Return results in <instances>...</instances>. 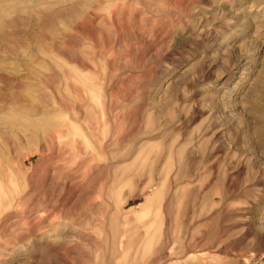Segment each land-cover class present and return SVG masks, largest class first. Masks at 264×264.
<instances>
[{
  "label": "rangeland",
  "instance_id": "rangeland-1",
  "mask_svg": "<svg viewBox=\"0 0 264 264\" xmlns=\"http://www.w3.org/2000/svg\"><path fill=\"white\" fill-rule=\"evenodd\" d=\"M0 264H264V0H0Z\"/></svg>",
  "mask_w": 264,
  "mask_h": 264
}]
</instances>
